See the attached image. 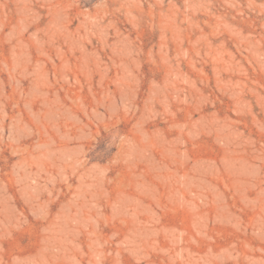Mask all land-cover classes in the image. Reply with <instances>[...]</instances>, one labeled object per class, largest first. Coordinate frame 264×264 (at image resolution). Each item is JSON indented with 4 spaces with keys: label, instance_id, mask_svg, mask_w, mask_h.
Returning <instances> with one entry per match:
<instances>
[{
    "label": "rangeland",
    "instance_id": "rangeland-1",
    "mask_svg": "<svg viewBox=\"0 0 264 264\" xmlns=\"http://www.w3.org/2000/svg\"><path fill=\"white\" fill-rule=\"evenodd\" d=\"M0 264H264V0H0Z\"/></svg>",
    "mask_w": 264,
    "mask_h": 264
}]
</instances>
